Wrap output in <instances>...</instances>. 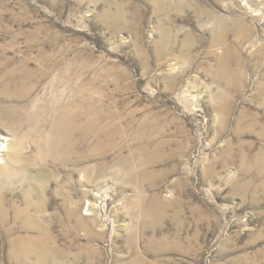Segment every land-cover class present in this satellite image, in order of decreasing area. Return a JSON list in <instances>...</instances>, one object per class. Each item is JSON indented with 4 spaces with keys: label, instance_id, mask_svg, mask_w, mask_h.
Masks as SVG:
<instances>
[{
    "label": "rangeland",
    "instance_id": "obj_1",
    "mask_svg": "<svg viewBox=\"0 0 264 264\" xmlns=\"http://www.w3.org/2000/svg\"><path fill=\"white\" fill-rule=\"evenodd\" d=\"M3 137L0 264H264V0H0Z\"/></svg>",
    "mask_w": 264,
    "mask_h": 264
},
{
    "label": "bare ground",
    "instance_id": "obj_2",
    "mask_svg": "<svg viewBox=\"0 0 264 264\" xmlns=\"http://www.w3.org/2000/svg\"><path fill=\"white\" fill-rule=\"evenodd\" d=\"M69 119H70V117H63V118H61L59 123L62 124L64 127L68 128ZM80 131L82 133H87L88 132L87 126L83 127ZM64 134L65 133H63V134H61L59 136L55 135V137H56V139L58 138V140H61L63 138ZM0 141H1L0 148L2 147V149L0 150V156L2 155L1 152L3 151V148L13 149L16 146V142H14L13 139H10L8 137H3V138L0 139ZM41 234H42V237H41L40 241L42 242L41 245L44 248L43 244L48 242L51 239V236H50V233L47 232L46 230H41Z\"/></svg>",
    "mask_w": 264,
    "mask_h": 264
}]
</instances>
